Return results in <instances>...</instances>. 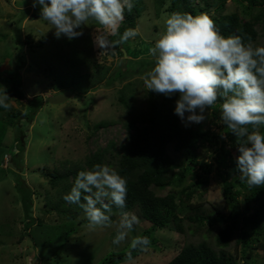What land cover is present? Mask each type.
Returning <instances> with one entry per match:
<instances>
[{
    "label": "rangeland",
    "instance_id": "obj_1",
    "mask_svg": "<svg viewBox=\"0 0 264 264\" xmlns=\"http://www.w3.org/2000/svg\"><path fill=\"white\" fill-rule=\"evenodd\" d=\"M223 1L226 2L225 14L242 13L243 5L236 0H212L211 6L199 14L213 16ZM144 2L146 9L139 18L136 29L140 34L135 41L117 45L111 53L98 60L99 49L94 47L91 37L92 27L96 25L90 22L89 27L83 29L84 35L71 41L63 36L57 39L53 26L40 19V6L33 8L32 0H0V93L6 90L10 97L9 110L22 114L20 129L25 147L18 161L21 170L15 171L4 161V158L9 160L11 154L18 153L14 125L7 126L1 144L7 153H0V264H102L111 256L125 253L137 236L148 237L150 246L131 262L119 264H166L189 242L197 243L205 239L214 244V235L209 236L203 231L181 234L168 228L160 229L143 219L139 209L135 208L129 213L135 214L139 223L128 233L125 241L117 245L112 241L120 215L114 217L111 226L89 231L84 211L70 219L54 208L63 201L61 208L71 207L74 212V205H68L70 203L63 199L71 190L64 189L62 185L53 186L45 174L63 173L73 163H83L87 156L106 148L111 142L115 144L114 151H120L128 144V131L124 124L133 114L140 115L149 108L151 92L147 91L143 78L153 66L154 58L148 50L164 31V21L172 12L166 10L169 3L158 11L155 0ZM262 9L258 6L252 12L257 15ZM257 27L260 30L262 23ZM110 39L117 40L116 36ZM253 45L264 46V32L260 30V36ZM19 56L24 61L19 86L24 93L23 99H18L15 90L6 87L10 83L9 77L17 70ZM96 64L108 69L106 76L92 85V78L88 81L84 75L96 73L99 70L95 68ZM59 78L72 87L57 90ZM75 87L89 89L82 93ZM122 89L129 97V107L118 99ZM67 90L73 95L65 102L51 104L46 101L47 97ZM35 95H43L44 102L30 121L27 118L31 111L30 101ZM154 96L157 100L163 98L156 93ZM206 114L208 120L199 124L202 130L218 133L226 127L220 119V104L217 109L210 108ZM7 116V111L0 112V120H6ZM100 122H106V125L96 127ZM224 141L230 149L227 139ZM217 150L210 143H204L197 151V167L201 163H212ZM107 158L116 163L109 153ZM166 163L178 171L179 167L187 164L186 155L170 147ZM198 171L208 179V183L199 188L193 200L204 203L207 209L215 206L227 214L223 181L217 171L213 169L207 174L200 169ZM17 173L33 193L32 220L25 216L16 187ZM234 179L235 175L231 173L229 180ZM193 181L188 177L182 186ZM172 189L167 187L159 193L164 195ZM228 251L236 255L234 244ZM238 258L240 263H253L255 260L256 264H264V247L255 250L253 259L244 258L241 252Z\"/></svg>",
    "mask_w": 264,
    "mask_h": 264
},
{
    "label": "trees",
    "instance_id": "obj_2",
    "mask_svg": "<svg viewBox=\"0 0 264 264\" xmlns=\"http://www.w3.org/2000/svg\"><path fill=\"white\" fill-rule=\"evenodd\" d=\"M236 1L243 5L242 13L236 11L225 14L226 2L223 1L211 18L223 35H241L245 37V43L248 42L247 37H250L254 43L260 36V30L264 32V9L257 15L252 11L258 6L264 8V0ZM134 3L135 7L132 12H125V20L119 28L121 34L127 28L136 29L139 18L146 9L144 0H134ZM155 3L158 11L166 3H169L167 11L198 15L213 2L212 0H155ZM259 23H262L260 30L257 27ZM116 39L119 37L116 36ZM17 60L19 62L17 70L9 77L10 83H7L6 87L9 90H15L18 99H23L24 93L22 89H19V86L22 79L20 70L23 68L24 61L21 56ZM95 68L99 69L96 73L84 75L88 81H91L90 78H92V85L103 79L108 69L99 64H96ZM61 78H59L57 90L61 91L72 87L69 82ZM77 88L75 87L76 90ZM88 89L78 88V91L86 93ZM178 98L179 96L176 94L171 98L163 96L161 100H157L154 92H151L148 99L150 103L148 110L140 115L133 114L132 118L124 124L128 131V144L120 151L115 152V144L111 142L106 148L98 149L92 155L87 156L83 163L75 162L63 173L55 171L45 175L49 176L53 186L62 185L64 189L71 190L79 171L90 170L96 164L115 165L114 169L127 179L128 192L125 209L112 206L111 221L122 211L129 212L138 208L143 219L160 229L168 228L181 234L187 231L192 233L203 231L209 236L214 235V244L205 239L197 243L189 242L166 264H256L255 260L253 263L248 261L240 263L238 255L241 252V256L244 258L253 259L255 250L264 247V186L249 188L240 179L239 174L235 171L236 137L230 133L227 127H223L221 131L215 133L211 130H202L199 124H192L189 127L182 125L179 117L174 114L175 101ZM118 99L126 107L130 106L125 89L120 91ZM43 102L42 95H35L32 98L28 120L31 121L37 115ZM220 103L218 101L213 108L217 109ZM4 111H7L8 116L6 120H0V153L3 152V155L7 153L1 144L5 138L7 126L13 124L16 131L18 153L10 155L7 165L9 164L13 170L18 171L21 170L19 162L25 149L20 129L22 114L20 111L12 112L0 107V112ZM105 125L106 122H100L96 127L100 128ZM260 131L264 133V126H261ZM226 133L227 141L231 145L230 149L227 143L220 138V134ZM204 143H210L218 150L212 163H201L198 168L197 151ZM170 147L174 151L184 152L186 155L187 164L179 167L178 171L174 166L166 163ZM108 153L113 159H116V163L107 158ZM199 169L204 174L215 169L221 177L224 197L228 204L227 214L215 206L207 209L204 203L193 200L199 188L208 183V179L198 171ZM230 172L235 175L233 181L229 180ZM16 176V187L21 195L25 216L32 220V190L20 177V173H17ZM188 177L193 178L194 181L189 185L182 186ZM167 187H173V189L164 195L159 193ZM62 202L55 205L54 208L70 219L76 218L84 211L78 204L73 203L68 205H74V212L70 209L71 207L61 208ZM37 242L42 244L39 240ZM232 244H234L236 255H231L228 251ZM129 252L135 258L142 250L129 248L125 253L107 258L102 264H119L127 261Z\"/></svg>",
    "mask_w": 264,
    "mask_h": 264
},
{
    "label": "clouds",
    "instance_id": "obj_3",
    "mask_svg": "<svg viewBox=\"0 0 264 264\" xmlns=\"http://www.w3.org/2000/svg\"><path fill=\"white\" fill-rule=\"evenodd\" d=\"M37 5L57 39L71 41L83 36L90 22L96 25L91 37L98 60L140 34L135 28L119 32L134 0H32L33 8ZM164 25L148 50L154 63L143 78L147 91L166 98L178 94L174 114L184 127L207 121V111L220 101V119L236 137L235 171L249 188L264 186V46H254L250 37L245 43L241 35H223L207 13L172 12ZM9 98L6 90L0 93V107L10 109ZM220 138L226 140L227 133ZM127 192L125 177L108 164H96L77 173L63 199L78 204L88 230L95 231L111 226L113 205L126 208ZM138 223L135 214L122 211L113 244L125 241ZM150 244L148 237L137 236L130 247L146 251ZM132 260L129 252L127 261Z\"/></svg>",
    "mask_w": 264,
    "mask_h": 264
},
{
    "label": "water",
    "instance_id": "obj_4",
    "mask_svg": "<svg viewBox=\"0 0 264 264\" xmlns=\"http://www.w3.org/2000/svg\"><path fill=\"white\" fill-rule=\"evenodd\" d=\"M72 95H73L72 91L67 90L61 93H57L51 97H47L46 100L51 104H61L66 100H68Z\"/></svg>",
    "mask_w": 264,
    "mask_h": 264
},
{
    "label": "bare ground",
    "instance_id": "obj_5",
    "mask_svg": "<svg viewBox=\"0 0 264 264\" xmlns=\"http://www.w3.org/2000/svg\"><path fill=\"white\" fill-rule=\"evenodd\" d=\"M158 188H160V187H158Z\"/></svg>",
    "mask_w": 264,
    "mask_h": 264
}]
</instances>
